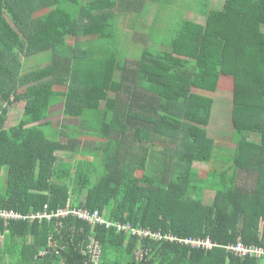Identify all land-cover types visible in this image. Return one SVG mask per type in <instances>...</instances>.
<instances>
[{"label":"trees","instance_id":"1","mask_svg":"<svg viewBox=\"0 0 264 264\" xmlns=\"http://www.w3.org/2000/svg\"><path fill=\"white\" fill-rule=\"evenodd\" d=\"M199 1L204 24L182 17L149 30L132 57L119 27L133 19L127 0H0V210L52 212L70 202L222 247L73 217L0 219V264H96L92 239L97 264H264L223 247H264V0H222L219 10ZM41 52L49 63L22 74V56ZM228 85L235 148L223 158L207 130L214 101L198 90ZM20 102L21 120L8 126ZM61 105L69 123L59 126L50 117Z\"/></svg>","mask_w":264,"mask_h":264},{"label":"rangeland","instance_id":"2","mask_svg":"<svg viewBox=\"0 0 264 264\" xmlns=\"http://www.w3.org/2000/svg\"><path fill=\"white\" fill-rule=\"evenodd\" d=\"M212 4V9L219 10L222 5V0H210ZM39 14V13H38ZM162 18V21L164 18H167V22H169V18H171V21L174 22V16L175 12H172L170 14L169 12H166L165 14L160 15ZM197 14L191 11H187L186 13L183 12H177L176 14V20L174 23H178V20H180L182 17H196ZM205 22V19H203ZM127 22V21H125ZM159 30V28L157 29ZM144 31V30H141ZM135 36H132V39L130 36L126 37V40L128 42L125 44V48L127 49V54L136 56L137 53L141 52V49H143V43H137L136 41H133ZM131 40L133 42H131ZM135 40V39H134ZM70 42H73V39L70 40ZM22 74H26V72L31 71L33 69H36L38 67H41L50 61V55L49 52L44 53H38L35 55L30 56H22ZM232 86L228 85L227 87H220L217 91L213 93L208 92H201L198 90V93L201 94H207L208 97H210L214 101L213 111H212V117L210 120V124L207 127L208 130V136L214 140L216 146L218 147V150L215 152V155L226 158L231 157L228 154L229 150H232L235 148V145L232 142V133H233V120H232V109H233V93H232ZM224 88V89H223ZM223 89V90H222ZM227 90V91H226ZM20 106H23V102L18 103ZM53 122H56L59 126L61 124H68L69 122L65 119L63 116V105L58 106L56 108H53L51 110V117ZM15 121V118L12 117V121ZM17 124V123H16ZM73 125L76 124V122L72 123ZM83 141H87L88 143L92 141V138H87L84 136H81ZM94 142V141H93ZM92 142V143H93ZM195 167L199 169L201 172H205L207 170L208 165L206 164H195ZM158 168L157 164L150 165L146 171L147 174H153L155 173V170ZM140 172H137L136 175H140ZM212 193H209L205 199L207 203H209L212 200Z\"/></svg>","mask_w":264,"mask_h":264},{"label":"built area","instance_id":"3","mask_svg":"<svg viewBox=\"0 0 264 264\" xmlns=\"http://www.w3.org/2000/svg\"><path fill=\"white\" fill-rule=\"evenodd\" d=\"M73 217L79 220L86 221L93 226H104L106 229L115 228L120 233H126L127 235H137L139 237H151L157 240H169L172 242L183 243L192 248H206L211 250L213 247H222L219 243L213 241L210 237H182L178 236L173 232L162 233L161 231H153L145 228H136L131 226L129 223H122L119 221L110 220L106 213L100 211H90L83 208H75L69 202L66 208L58 211L48 212L47 206L42 212H32L28 214H21L13 210H0V219L8 224L11 221H22V222H35L36 220H48L53 219H64ZM226 252L235 254L239 257H251V258H264V247L257 245H250L240 240L237 243L223 245ZM90 253L92 262L98 263L101 254V247L97 241L92 239L90 245ZM140 256V255H139Z\"/></svg>","mask_w":264,"mask_h":264},{"label":"crops","instance_id":"4","mask_svg":"<svg viewBox=\"0 0 264 264\" xmlns=\"http://www.w3.org/2000/svg\"><path fill=\"white\" fill-rule=\"evenodd\" d=\"M127 1L134 4L135 8L131 9V13H133V19H131V17H128L127 19L122 18L119 27L121 29L122 35L127 34L131 37V39L132 36H135L134 38L135 40L133 39V41H136L137 43L144 42L143 37H145V34L149 32V30H152L154 28L164 29L170 26L171 23L174 24L176 20L177 12L186 13L187 11H191L196 13L197 14L196 17H184V18L194 20L198 23L204 24L205 22L203 21V19H205V21L207 20V17L205 15H202L198 12L199 3H200L199 0H127ZM209 10H213L211 1H210ZM166 12H169L170 14H172V12H175L174 22L171 21L170 17H168L169 22H167V18H164V20L162 21L160 15L165 14ZM133 41L131 40V42ZM23 109H24V103L23 106H20L17 103L10 108L8 114V120L6 121L8 126H12L16 123H19L23 114ZM63 111H64V105H63ZM12 117L15 118V121L13 122H11Z\"/></svg>","mask_w":264,"mask_h":264}]
</instances>
